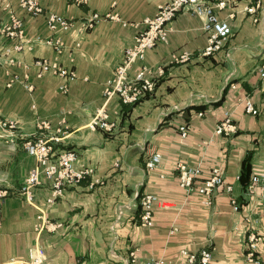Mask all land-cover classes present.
Masks as SVG:
<instances>
[{"label": "crops", "instance_id": "obj_1", "mask_svg": "<svg viewBox=\"0 0 264 264\" xmlns=\"http://www.w3.org/2000/svg\"><path fill=\"white\" fill-rule=\"evenodd\" d=\"M42 1L49 3L41 2L48 12L72 20L74 26L53 33L44 18L22 20L25 50L5 55L13 49V39L12 45L0 48L5 50L0 61V120L18 122L15 137L0 128V192L6 193L0 197V264L28 261L35 248L44 250V264H144L151 259L183 264L180 251L185 248L211 249L213 264H249L252 231L261 239L258 256L264 264V190L247 192L241 182L247 159L250 177L264 171V0H228L219 18L230 24L233 34L212 57L200 54L208 44L204 19L179 14L169 25L168 41L132 66L131 77L144 65L165 69L154 92L133 106L116 98L106 102L105 84L114 77L125 50L134 46L142 22L171 0H87L82 5ZM257 3L261 7L256 13L246 11ZM95 13L102 19L83 30L82 23ZM109 14L117 19L106 18ZM48 38L59 40L62 47L35 42ZM184 53L190 58L180 62ZM38 59L57 62L74 71L76 79L51 72L39 77L34 65ZM14 76L18 81L7 87ZM26 83L34 86L32 93ZM64 85L67 94L60 89ZM245 97L259 110L257 116L245 113ZM104 106L117 122L112 134L89 128ZM225 111L232 112L238 128L231 137L215 135ZM44 122L49 128L43 130ZM184 125L189 129L185 139L180 132ZM56 134L62 139L60 149L77 152V168H92L93 175L67 187L58 198L43 179L30 204L21 188L37 160L26 153L23 142ZM156 153L162 163L150 170L146 164ZM177 162L200 167L201 180L220 169L233 193L216 190L211 205L196 192L187 194L177 182ZM144 193L160 199L151 227L141 224L139 195ZM41 214L57 228L40 230ZM174 228L178 231L171 235Z\"/></svg>", "mask_w": 264, "mask_h": 264}, {"label": "built area", "instance_id": "obj_2", "mask_svg": "<svg viewBox=\"0 0 264 264\" xmlns=\"http://www.w3.org/2000/svg\"><path fill=\"white\" fill-rule=\"evenodd\" d=\"M76 5L87 3V0H71ZM21 6L33 17L45 15L48 29L51 32L62 30L67 32L72 29L74 22L54 12H46L38 0H21ZM228 6V0H171L170 2L160 5L157 13L150 18H146L142 24L144 29L140 30L135 36V44L124 52L122 63L118 66L115 75L108 80L103 90V97L106 102L117 98L123 105L133 106L139 104L148 95L154 92L158 81L165 75V69L158 67L156 70L147 66H142L134 77L130 76V70L135 62L143 60L146 52L155 48L160 43L168 41L169 25L181 13H190L204 19L203 30L208 36V44L206 48L200 52L203 57H212L222 50L224 44L232 36L233 31L227 21L219 18V12ZM261 7L260 3L255 6L246 8L248 13L254 14ZM106 18L117 19L116 15L109 14ZM102 17L99 14H93L86 22L82 23L81 28L89 31L95 27ZM4 32L8 37L15 40L13 49L8 48L5 55H9L12 51L23 52L25 50V28L24 23L20 19L14 18L11 24L5 27ZM36 43H44L57 49L62 47L59 40L48 38L46 40L38 39ZM3 55L0 54V59ZM190 58V54L184 53L179 57L180 62H186ZM1 65V62H0ZM38 69V76L41 77L45 73H53L70 81L76 79L74 71L69 70L57 62H50L45 59H38L34 64ZM261 77L264 78V66L261 70ZM18 76H14L7 87H11ZM25 89L29 92L34 91V86L30 83L25 84ZM64 94L68 93L66 85L60 87ZM245 113L257 116L259 110L255 107L253 101L249 97L242 100ZM202 116V114H200ZM0 128L5 130L8 136L15 137L18 130V122L11 119L0 120ZM41 128H49L47 123H41ZM89 128L93 131H102L112 134L117 129V122L111 118L108 109L104 106L97 110L89 123ZM188 126L180 127L182 138L188 136ZM237 124L235 118L230 111H225L221 122L215 129V135L231 137L237 133ZM61 133V130H59ZM61 138L58 134L50 138L47 137H29L23 142L26 153L36 158L37 165L29 173L28 177L21 188V193L26 201L34 204V190L42 185L43 179H46L52 189L53 198L63 195L65 189L81 183L87 177L93 175L92 168H77L78 154L73 150L60 149ZM162 163V155L156 153L148 160L146 166L150 170H154ZM176 172L178 173V185L187 194L194 192L206 198L208 205L212 204V194L222 189L228 194L233 193V186L225 182L224 176L220 169L216 168L212 171L210 177L201 180L202 169L200 167L190 166L184 162H177ZM256 187L264 190V171L254 174L251 177L247 192H252ZM6 193L0 192V197ZM49 199L50 203L54 199ZM141 206V224L146 227L153 225L154 208L160 202L158 196L152 193H144L139 195ZM231 204L235 211H239V204L235 198H231ZM41 223L40 230L53 231L57 225L46 219L43 214L38 216ZM178 231L177 228L171 230L170 234L174 235ZM261 239L252 231L249 235V250L246 254V260L249 264H261L258 256V243ZM213 252L211 249H202L199 252L191 251L187 248L180 251V260L183 264H213ZM46 254L43 249L35 248L30 251L28 261L16 264H44ZM136 261V255L132 254V262ZM144 264H167L161 259H151Z\"/></svg>", "mask_w": 264, "mask_h": 264}, {"label": "rangeland", "instance_id": "obj_3", "mask_svg": "<svg viewBox=\"0 0 264 264\" xmlns=\"http://www.w3.org/2000/svg\"><path fill=\"white\" fill-rule=\"evenodd\" d=\"M38 1L40 4L41 2L44 3L45 6L46 5L48 6L49 4L46 3V1H42V0H38ZM70 1L71 0H65V1L62 0V3L65 4V2L69 3ZM43 8L45 10V13L48 12L44 6ZM14 18L20 20L31 19L34 22H37L36 21L37 18H44L46 20L45 15L39 17H33L32 15L28 14L27 11L21 6V0H0V48L2 46L4 48L7 47V45L9 46L12 45L11 38L6 35L4 29L6 26H8V24L12 23V20ZM3 52H5V50ZM3 52H0V54L3 55L2 54ZM0 61L2 62V59H0ZM116 100L120 102L119 99L116 98Z\"/></svg>", "mask_w": 264, "mask_h": 264}, {"label": "trees", "instance_id": "obj_4", "mask_svg": "<svg viewBox=\"0 0 264 264\" xmlns=\"http://www.w3.org/2000/svg\"><path fill=\"white\" fill-rule=\"evenodd\" d=\"M251 164L249 162V160H245V162L243 163V167H242V175H241V182L243 184V187L246 189H248L249 183H250V179H251Z\"/></svg>", "mask_w": 264, "mask_h": 264}]
</instances>
